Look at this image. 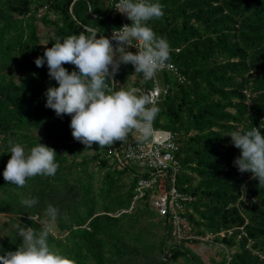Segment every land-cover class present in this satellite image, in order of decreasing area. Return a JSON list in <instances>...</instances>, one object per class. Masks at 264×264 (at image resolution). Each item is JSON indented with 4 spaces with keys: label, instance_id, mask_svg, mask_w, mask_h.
Wrapping results in <instances>:
<instances>
[{
    "label": "trees",
    "instance_id": "16d2710c",
    "mask_svg": "<svg viewBox=\"0 0 264 264\" xmlns=\"http://www.w3.org/2000/svg\"><path fill=\"white\" fill-rule=\"evenodd\" d=\"M117 1L0 0V216L13 225L0 238V255L17 248L25 226L46 228L50 245L76 264H207L204 250L215 251L208 264H264V182L237 169L239 149L226 136L252 126L264 134V0H160L164 15L148 23L169 42V62L154 80L129 63L120 65L116 85L109 81L162 91L152 125L176 145L175 187L188 198L181 239L172 215L151 206V190L134 200L151 170L123 157L129 139L85 146L71 135L70 115L45 106L56 82L35 58L57 38L88 29L107 37L123 24ZM9 140L55 149L57 173L30 177L22 188L5 181ZM31 197L36 205L21 204Z\"/></svg>",
    "mask_w": 264,
    "mask_h": 264
},
{
    "label": "clouds",
    "instance_id": "9594fccd",
    "mask_svg": "<svg viewBox=\"0 0 264 264\" xmlns=\"http://www.w3.org/2000/svg\"><path fill=\"white\" fill-rule=\"evenodd\" d=\"M131 21L116 29L111 37L99 35L94 29L57 38L51 47L37 56V67L47 65L50 79L56 82L45 90V106L60 117L70 115L72 137L91 146L100 147L123 141L135 129L142 136L151 135V123L160 109L148 94L136 88L110 87L121 64H131L134 71L146 80L154 78L170 60V44L155 33L148 23L164 15L160 0H119L116 7ZM115 41V46L113 45ZM45 42L41 45H46ZM135 47L136 51L129 48ZM64 64L75 66L69 71ZM231 144L239 149L234 165L240 172L264 182V134L258 127L239 128L228 135ZM11 153L2 172L10 184L22 188L28 178L54 176L59 168L55 149L37 142L30 149L25 144L9 140ZM38 198H24L21 204L32 207ZM47 215L55 219L58 209L49 205ZM22 242L14 251L0 255V264H76V261L49 243L46 228L18 227ZM2 251V250H0Z\"/></svg>",
    "mask_w": 264,
    "mask_h": 264
},
{
    "label": "built area",
    "instance_id": "2783aa9c",
    "mask_svg": "<svg viewBox=\"0 0 264 264\" xmlns=\"http://www.w3.org/2000/svg\"><path fill=\"white\" fill-rule=\"evenodd\" d=\"M118 4L119 0L115 3V12L119 13L123 22L122 25L128 24L129 19L126 15L116 10ZM113 32L115 33L116 30L111 31L107 37H111ZM115 43L113 41L114 46ZM131 48L136 51L135 47ZM169 68L172 67L169 66ZM161 92V89L154 83L153 87L144 94L150 95L157 103ZM151 128L152 132L148 137L149 139L130 140L123 149V157L127 161L136 164L140 169L151 170L149 178H144L138 182L139 194L134 200L143 195L144 189L151 190V206L160 216L172 215L174 234L181 239L185 236V226L180 213L184 211L183 203L188 198L179 194L175 187L178 171V163L174 157L176 145L170 132L155 130L152 123Z\"/></svg>",
    "mask_w": 264,
    "mask_h": 264
},
{
    "label": "rangeland",
    "instance_id": "374dc122",
    "mask_svg": "<svg viewBox=\"0 0 264 264\" xmlns=\"http://www.w3.org/2000/svg\"><path fill=\"white\" fill-rule=\"evenodd\" d=\"M41 30H39V32H40ZM159 85H160V87L161 88H163L164 87V83H163V81H161L160 79H159ZM155 130H157V129H155ZM144 140V139H149V138H145L144 136H142L138 131H136V130H133L129 135H127V137L122 141V142H126L127 140ZM123 151V150H122ZM9 219L10 218H8V217H6V216H4V215H1L0 216V238H1V236L2 235H4L6 232H8V231H10L11 230V228L13 227V225H8V223H9ZM157 232H159V230H157ZM158 234H160V232L158 233ZM177 239H179V238H177ZM190 247H193V246H190ZM200 252V251H199ZM200 254L202 255V256H204V259H205V261L207 262V264H208V259L210 258V257H212V256H214L215 255V251L214 250H206V253H205V250L204 251H202V252H200Z\"/></svg>",
    "mask_w": 264,
    "mask_h": 264
}]
</instances>
